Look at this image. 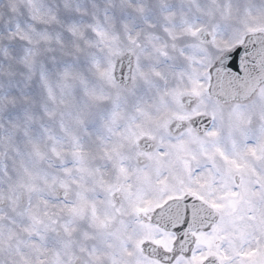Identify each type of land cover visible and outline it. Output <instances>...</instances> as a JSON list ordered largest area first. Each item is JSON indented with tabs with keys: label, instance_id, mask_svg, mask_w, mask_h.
<instances>
[{
	"label": "snow or ice",
	"instance_id": "snow-or-ice-1",
	"mask_svg": "<svg viewBox=\"0 0 264 264\" xmlns=\"http://www.w3.org/2000/svg\"><path fill=\"white\" fill-rule=\"evenodd\" d=\"M0 264H264V0H0Z\"/></svg>",
	"mask_w": 264,
	"mask_h": 264
}]
</instances>
